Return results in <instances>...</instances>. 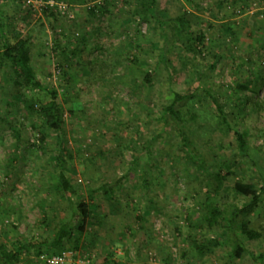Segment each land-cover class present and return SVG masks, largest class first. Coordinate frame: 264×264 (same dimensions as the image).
<instances>
[{"label": "rangeland", "instance_id": "rangeland-1", "mask_svg": "<svg viewBox=\"0 0 264 264\" xmlns=\"http://www.w3.org/2000/svg\"><path fill=\"white\" fill-rule=\"evenodd\" d=\"M94 4L108 12L92 20L84 6L57 5L55 23L41 15L40 2L29 1L20 9L6 7L11 22L24 21V31L31 35L37 78L43 86H65L68 96L62 104L63 130H43L45 141L38 149L37 132H31L29 124L37 125V120L23 112V104L18 109L12 105L14 74L6 71L2 77L0 115L26 126L17 145L13 133L0 123V246L15 251L17 242L45 243L61 222L72 221L69 203L56 187L55 155L62 139L72 153L63 167L76 189L70 202L93 205L79 249L62 253L71 251L72 257H86L91 264H104L108 252V264H264L251 257L259 253L264 237L249 245L240 260L229 259L223 248L199 258L191 240L217 237L220 230L195 233L185 219L188 214L196 218L194 210L211 193L217 171L225 173L228 167L232 175L224 182L228 190L211 195L213 203L230 202L229 190L236 182L255 190L263 184L264 107L258 111L251 104L256 99L264 106V0H156L153 16L133 15L135 0H95ZM180 15L189 31L179 35L175 19ZM229 27L233 36L226 32ZM198 33L204 35L203 44L190 53V39ZM125 34L133 40L129 38L131 46ZM71 37L84 40L78 46L81 56L61 60L55 46L60 41L61 46L76 47L77 43L68 45ZM128 48L137 54V66L119 61ZM161 48L169 63L155 67ZM97 63L111 69L107 77L100 76ZM155 68L153 85H142L143 70ZM168 72L175 76L171 84ZM196 85L200 86L194 90ZM211 87L219 103H227L224 112L231 115L227 121L233 130L247 133L244 153L232 132L208 120L216 114L205 94ZM187 89L201 99L194 103L199 117L181 125L180 133V124L166 114L163 132L161 106L171 102L173 91ZM25 94L32 97L28 90ZM180 135L190 143L188 151L180 146ZM162 149L170 151L166 159L160 156ZM189 153L195 160L189 161ZM116 180H120L116 200L110 201L98 187ZM261 200L255 218L264 216V195ZM259 218L264 224V217ZM51 251L59 254L57 249ZM36 252L33 248L22 252L17 264H42L39 257L52 254L46 248L39 255ZM0 264H4L1 256Z\"/></svg>", "mask_w": 264, "mask_h": 264}, {"label": "trees", "instance_id": "trees-1", "mask_svg": "<svg viewBox=\"0 0 264 264\" xmlns=\"http://www.w3.org/2000/svg\"><path fill=\"white\" fill-rule=\"evenodd\" d=\"M29 1L42 3L43 8L41 15H43V17L47 20H52L54 23L56 22L54 13L57 5L71 8L74 6H84L87 14L89 15V19L92 20L98 18L99 15H104L108 11L103 5L102 7L95 4L91 5L92 3H95V0H0V83L2 81V77L4 78L6 71H11L14 74V79L11 82L12 89L10 90L9 98L15 108L18 109L19 107L16 106L23 104V112H25L27 116L31 118L33 117L37 120V125H33L32 123L29 124L31 125V132H37L36 141H38V145L36 147L41 149L45 141V134L42 133L43 130L61 132L64 128V113L62 104L63 102L65 103V99L68 96V89L65 86L55 88L52 86L47 87L42 85V82L37 78L36 69L32 61L34 56L32 53V46L34 43L31 41V35L24 31V21H21L18 24L14 22L15 24H13V22H11L12 20L7 17V5L16 6L20 9ZM155 2L156 0H135L136 6L133 9V15H140V13H144V16H153L152 12L154 10ZM155 22L159 23L160 25L163 24L158 21ZM175 22L178 26L179 35L180 33H187L189 31V25L187 24L188 22L185 21L184 15L178 16L175 19ZM223 26L226 30L227 25ZM51 29L55 30V25H51ZM226 32H229L231 36L234 34L231 32L230 27ZM125 35L127 38V45L131 46L129 34ZM73 38L74 37H71L70 40H68V45L73 46V44L77 43L78 45L76 47L61 46L60 41L58 42V45L55 46L60 53L61 60H73L81 56L78 46L80 44H84L82 43L84 40ZM130 40L133 41L131 38ZM203 40L204 35L202 33H198L197 36L191 38L190 41L193 44H189L190 47H188V50L190 53L197 52L199 49L198 46L203 44ZM66 56H68V58H66ZM166 57L165 48H161L158 53V61L155 67H157L158 64L167 65L169 60ZM119 61L121 64H127L128 67L133 65L137 66V63H140L137 59V54L133 52V49L130 50V48L126 50V54L122 55ZM215 62H217V60ZM215 62L209 66L210 69L214 68ZM141 65H139V68L142 71L143 68ZM104 66V63H97V67L99 68V73L102 78L105 76L107 77L108 73L111 72L109 67ZM74 67L76 68L77 65ZM155 70L156 68L152 71L143 70V75L141 77L142 85L147 87H151L153 85L152 79L156 73ZM67 76H69L70 80L72 79V77L70 78V75ZM174 78L175 76L169 73L168 79L170 84ZM69 83H71V81L68 82V84ZM199 86L200 85H196L193 89H198ZM213 86L215 87L216 85ZM25 90L30 91L32 97L27 96L25 94ZM194 90L187 89L185 93L173 91L171 102L167 106H161L163 111V115L161 116V120L163 119V132L167 120L165 117L166 114L169 118L176 121V124H180L178 125L180 133L183 131L181 125H186L187 123L195 121L197 117H199V114L194 108V103L197 101V103L200 104L201 99L199 97L196 100V98L193 96ZM213 90L214 88L212 89L211 87V89L205 91V94L209 96L211 104L213 105L216 112V114H211L208 120L220 125V127L225 130V132H232L239 152L244 153L247 148V133L233 130L227 121L231 115L228 117V115H226L224 112V107L227 103H219L217 96L212 94V92H214ZM34 91L41 92L43 96L40 98V95L39 97L37 94L33 95ZM74 96L75 98L80 96V94H77V90H75ZM59 98H61L60 100H62V103H60ZM104 99L107 98L104 97ZM181 102L185 103L179 107H175ZM251 105L253 108H255V110L258 111L264 107L263 103L256 99L252 101ZM7 106L11 107L10 104ZM0 123L5 124V126H7L8 129L13 133L16 144L18 145V143L21 142V129L24 131L26 125L17 122L16 120H10L6 116L2 115H0ZM180 136V146L188 151L190 143L184 140L182 135ZM31 143L32 147H35L36 144L33 142ZM63 144L64 143L61 139L57 146L58 151L57 153L55 152L56 164L58 166L56 187L58 188V191L63 194L67 203H69L68 205L71 211L72 221L61 222L56 227L54 233H52L51 239H46L47 241H45V243L42 242L36 244L35 246L34 244L30 243L23 244L17 242L14 246L15 251H9L5 246H0V256L2 257L4 264H17L19 262V256L21 253L29 252L31 248L35 249L38 255L41 254V252H39L41 248H46L48 253H52L51 250L57 249L59 254L69 248L73 249L74 251L79 249L81 238L87 232L89 221L93 216V205L83 201H79L75 205H72L70 202L71 197L75 196L76 194V189L65 174L63 167L66 165L65 157L71 158L72 153L65 149ZM170 146L171 144H169V147ZM15 152L16 149H12V153L14 154ZM169 152V149H162L160 155L162 159H166L169 155ZM188 156L187 158L192 159L189 161L195 160L194 155L189 153ZM202 162L204 163L205 161ZM226 170L227 171L225 173H220L217 171L212 175V182L210 183L211 193L209 190L203 204L194 210L196 218L189 214L185 216L189 228L195 230V233L196 231H201L204 229L220 230L217 237L201 238L196 236V234V237L191 240V244L195 253L199 256V258L202 259L206 258L208 255H211L216 249L223 248L227 249L229 259L240 260L247 253V247L249 245L260 242V240L264 237V224H262L261 219L259 218L264 216L258 214V218H255L257 214L256 212L258 211L262 202L261 198L264 195V180L263 184L258 190L253 189V185H245L241 181L236 182L229 190L233 195V199L230 202L222 204L213 203L211 195H219L222 190H228L224 186V182L228 176L232 175V171L228 167ZM119 182L120 180H116L112 183L103 182L98 187V191H100L102 195L108 200L114 201L116 200L115 188L118 186ZM176 230H178L177 225ZM50 255L57 254L52 253ZM108 257H110L109 252L106 255L105 262L107 261ZM251 257L254 262L261 263V261L264 260V245L260 247V251L256 255L251 253ZM105 262L104 264H108V262Z\"/></svg>", "mask_w": 264, "mask_h": 264}, {"label": "built area", "instance_id": "built-area-1", "mask_svg": "<svg viewBox=\"0 0 264 264\" xmlns=\"http://www.w3.org/2000/svg\"><path fill=\"white\" fill-rule=\"evenodd\" d=\"M74 254L71 252H66L57 255L41 256L39 257V262L42 264H88L89 260L86 257H72ZM73 258V260H72Z\"/></svg>", "mask_w": 264, "mask_h": 264}]
</instances>
